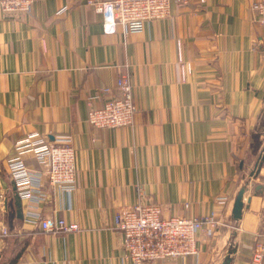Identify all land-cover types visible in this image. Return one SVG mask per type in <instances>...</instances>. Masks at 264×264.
I'll return each instance as SVG.
<instances>
[{"label": "crops", "instance_id": "obj_1", "mask_svg": "<svg viewBox=\"0 0 264 264\" xmlns=\"http://www.w3.org/2000/svg\"><path fill=\"white\" fill-rule=\"evenodd\" d=\"M31 1L29 14L0 12V264H132L115 214L138 198L164 218L220 222L215 235L199 234L198 255L157 264H250L264 243V26L253 19L261 0L173 4L169 19L127 37L121 27L108 34L87 0ZM120 74L134 87V125L92 127L91 97L101 107L98 91ZM31 133L48 143L73 136L78 188L69 199L45 182L47 200H23L20 219L7 162ZM24 159L40 169L31 153ZM30 212L80 230L44 231Z\"/></svg>", "mask_w": 264, "mask_h": 264}, {"label": "built area", "instance_id": "obj_2", "mask_svg": "<svg viewBox=\"0 0 264 264\" xmlns=\"http://www.w3.org/2000/svg\"><path fill=\"white\" fill-rule=\"evenodd\" d=\"M189 1L87 0V4L102 15L108 34L117 33L118 27H121L123 35L127 37L142 32L151 22L169 19L173 4L186 5ZM206 1L199 0L201 4ZM32 4L31 0H0V12L7 16L29 14ZM67 8L65 6L64 10ZM253 12L254 22L264 26V0L254 4ZM98 94L106 96V99L101 107H94L95 97H91L87 122L92 127L112 130L134 125L137 107L134 87L127 75L120 74L114 88L105 87ZM29 153L35 157L40 169L27 166L24 155ZM7 165L22 201L35 204L45 202L48 198L44 192L45 182L63 191L69 199L78 188L77 151L71 134L60 135L54 143H48L39 133H31L15 144L14 154ZM218 202L224 204L225 200L219 199ZM29 216V221L47 232L73 233L80 230L77 223H69L65 219H44L38 212H30ZM219 226L220 222L214 214L164 218L160 205L140 198L134 204L118 209L115 214V228L121 232L125 251L123 261L132 264H157L198 255L199 234L204 232L213 236ZM8 234L7 229H3V235ZM263 261L264 243L256 242L250 264H263Z\"/></svg>", "mask_w": 264, "mask_h": 264}, {"label": "water", "instance_id": "obj_3", "mask_svg": "<svg viewBox=\"0 0 264 264\" xmlns=\"http://www.w3.org/2000/svg\"><path fill=\"white\" fill-rule=\"evenodd\" d=\"M262 157L260 158L259 162L257 163V170H258V167H260L261 165V162H262ZM245 192V189H242L237 198H236V201H235V204H234V209H233V218L235 220H239L241 219L242 217V209H243V194ZM15 199H16V205L18 207V217L20 219H23V209H22V200L19 196V194L16 192V195H15Z\"/></svg>", "mask_w": 264, "mask_h": 264}]
</instances>
